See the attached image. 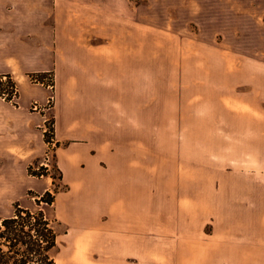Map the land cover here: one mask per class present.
Listing matches in <instances>:
<instances>
[{"label":"crops","instance_id":"crops-1","mask_svg":"<svg viewBox=\"0 0 264 264\" xmlns=\"http://www.w3.org/2000/svg\"><path fill=\"white\" fill-rule=\"evenodd\" d=\"M143 1L133 7L130 0H0V74H11L18 88L15 101L0 96V155L27 157L28 166L45 154L46 113L31 105L44 104L53 92L55 161L65 185L54 204L66 227L64 264L143 263L144 192L133 170L139 164L129 153L133 141L127 134L121 140L132 109L112 89L110 38L113 20L143 24ZM150 2L151 22L183 35L185 68L188 51H200V83L206 77L214 86L207 110L214 130L226 124L242 131L244 140L240 148L232 137V149L221 151L229 168L222 170L217 161L215 176L205 178L215 198L205 215L197 202L199 224L214 223L219 246L237 241V229L257 222L260 235L246 230L243 242L249 258H264V0ZM95 36L99 41L89 44ZM46 72L54 76L53 90L31 78ZM203 113L198 111L200 119Z\"/></svg>","mask_w":264,"mask_h":264},{"label":"rangeland","instance_id":"rangeland-1","mask_svg":"<svg viewBox=\"0 0 264 264\" xmlns=\"http://www.w3.org/2000/svg\"><path fill=\"white\" fill-rule=\"evenodd\" d=\"M130 1L133 7L140 2ZM142 3L146 17L143 24L134 19L113 20L110 36L112 89L123 94L128 110L132 109L129 110L132 113H127L128 127L132 129L124 130L126 132L121 140H126L127 134L128 143L133 141L129 153L132 162L139 164L133 170L137 172L144 192L145 249L142 264H264V258L247 256V244L243 242L246 230L253 236L260 235L257 222L255 227L237 229V236L234 237L237 241L224 242L219 246L215 242L214 223L203 227L199 224V217L195 215L197 204L201 203L205 215L211 206V199L215 198L214 190L206 184L205 178L215 176L217 161L222 170L229 168L230 163L223 161L221 151L232 149L228 144L232 137H238L235 146L243 147L242 131L232 132L226 124L223 130H214V119L207 115L208 96L211 97L214 86L206 81V77L200 83V51H188L189 65L185 68L183 35L153 24L150 0ZM95 37L89 44L99 41L100 37ZM203 71L214 78L212 70L203 68ZM7 80L5 75L0 74V94L3 90L4 95L8 94ZM32 80L54 89L52 73L47 74L43 81ZM200 93L204 96L203 100ZM53 94L44 104L33 102L31 110L46 113L42 123L44 137L45 140L53 138L55 142V115L51 109ZM118 100L122 101L121 95ZM35 103L39 104L37 109L34 108ZM135 110H138L137 115ZM198 111L204 112L202 119ZM57 145L46 150H51L47 175L34 174L44 172L42 165H45L46 152L29 167L27 157L0 155V186H3L0 190V215L14 212L16 202L32 209L43 208L55 220L60 233L53 253L60 264H64L61 248L66 227L57 218L55 204L40 200L47 190L59 192L65 187L62 171L55 161ZM5 165H11L13 170L7 171ZM224 193H221V198H224ZM62 200H59V209H62ZM186 239L188 242L185 243ZM262 251L258 250L256 255L262 256Z\"/></svg>","mask_w":264,"mask_h":264},{"label":"trees","instance_id":"trees-1","mask_svg":"<svg viewBox=\"0 0 264 264\" xmlns=\"http://www.w3.org/2000/svg\"><path fill=\"white\" fill-rule=\"evenodd\" d=\"M47 74L49 73H34L31 78L43 81ZM3 75L8 78V94L4 95L3 90L0 95L12 101L18 96L17 85L11 74ZM34 174L40 176L47 175L48 172L44 170ZM57 192L58 190H47L40 200L53 204ZM14 206L15 210L11 215L0 216V264H57L53 253L58 241L55 220L43 208L23 207L18 202Z\"/></svg>","mask_w":264,"mask_h":264},{"label":"built area","instance_id":"built-area-1","mask_svg":"<svg viewBox=\"0 0 264 264\" xmlns=\"http://www.w3.org/2000/svg\"><path fill=\"white\" fill-rule=\"evenodd\" d=\"M38 107H39V104L35 103L34 108L37 109ZM47 142H48L47 148L49 147L53 148L56 145V141L54 142L53 138L51 140H48ZM50 157H51V150L46 151V157H45V162H44L45 165H42V166H43V170H45L48 173H49V166H50V163H49Z\"/></svg>","mask_w":264,"mask_h":264},{"label":"bare ground","instance_id":"bare-ground-1","mask_svg":"<svg viewBox=\"0 0 264 264\" xmlns=\"http://www.w3.org/2000/svg\"><path fill=\"white\" fill-rule=\"evenodd\" d=\"M56 260H57V259H56ZM58 261H59V260H57V264H60L61 262H60V261L58 262Z\"/></svg>","mask_w":264,"mask_h":264}]
</instances>
